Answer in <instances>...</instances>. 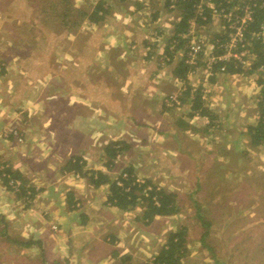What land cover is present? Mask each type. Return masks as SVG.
Segmentation results:
<instances>
[{"label": "crops", "instance_id": "1", "mask_svg": "<svg viewBox=\"0 0 264 264\" xmlns=\"http://www.w3.org/2000/svg\"><path fill=\"white\" fill-rule=\"evenodd\" d=\"M96 1L92 0L89 4ZM107 1L113 4L112 0ZM128 1L132 7H127L126 11L116 9L113 12L110 9V15L101 25L109 27L107 41H90L89 44L95 46L94 51H81L78 55L64 46L59 38L62 34H48V40L17 42L11 39L13 30H8L10 36L7 39L6 30L0 25V63H5L1 75L9 79L6 85L3 84L6 79L0 81V169L3 165L10 167L25 180L16 178L21 182L18 191L9 183L0 184V205H5L8 210L1 211L0 206V220L17 226L21 231L17 240L32 241V246L24 247L37 249V253L30 251L31 257L41 256L46 264L48 256L51 259L49 264H141L147 253L142 254L144 249L133 245L134 240L131 249H126L128 245L122 241L127 243V236L119 226V220H123L121 217H133L132 221L127 219L128 222L140 225V231L147 234V239L152 236L148 230L163 227V223L167 224L170 220L163 232L174 230L176 228L172 223L183 218L181 213L157 216L147 225L141 219L142 208L122 211L108 207L109 186L94 187L87 178L68 170L66 165L73 157L82 156L87 162L85 167L102 170L112 176L111 171L107 172L103 167L105 154L92 161L95 158L90 157V153L98 148L104 152V147L112 140H124L121 134H113V131L129 132L127 121L134 123L131 135L136 138L147 132L142 127L155 126V130L152 128L146 133L149 135L151 132L152 140L160 138L159 143L152 147L154 155L151 158H154L153 163L166 160L169 164L165 169V165L160 164L158 171L157 165H153L155 173L143 178L178 193L185 187L174 185L172 176L185 178L193 169H198L196 175H202V163L205 161H227L222 150L229 149L230 139L215 137L221 140V149L217 148L219 144L216 145V141L211 142L208 138L211 133L209 128L218 124L215 121L217 111L213 113V108L245 107L244 95L249 97L250 88L244 84V75L219 73L212 80L199 67L194 74L188 73L186 84L192 88L191 95L200 87L201 93L203 88L204 91L210 90L203 102L212 108V120L192 116V103L189 101L183 104L182 109H175L174 115L169 113L172 108L162 113V107L166 109L163 96L176 92L182 96L185 91L182 89L186 88L185 83L177 80L173 73L180 53H172L169 57L165 54V45L180 15L176 13L173 21L164 19L166 21L160 24L148 21L149 24L143 22L145 24L141 25L136 18L142 15L146 5L154 8L156 0ZM135 3H141L142 7L135 10ZM159 14L157 10L156 17ZM96 26L91 24L88 31L90 39ZM153 27L155 30L149 31ZM51 37L54 39L49 42ZM21 47L25 49L19 51ZM212 94H221L215 104L211 102ZM155 107L159 108L155 110ZM153 112L157 115L151 116ZM129 113H133V118H127ZM242 130L246 131V128ZM11 133L13 138L4 137ZM20 137L23 144L15 141ZM95 137L102 138L94 142ZM185 160L192 161L193 168L187 166ZM170 167L171 180L164 186V172ZM203 175L208 180L206 172ZM1 178L2 175L0 182ZM10 191L18 195L17 200L13 199ZM6 193L10 197L8 202L2 200L6 199ZM109 228H113L115 234L108 232ZM165 239L166 235L162 234L160 248ZM108 247L110 252H107ZM125 254L130 255V259L122 260L121 256ZM192 254L189 249L182 264Z\"/></svg>", "mask_w": 264, "mask_h": 264}, {"label": "rangeland", "instance_id": "2", "mask_svg": "<svg viewBox=\"0 0 264 264\" xmlns=\"http://www.w3.org/2000/svg\"><path fill=\"white\" fill-rule=\"evenodd\" d=\"M59 1L60 0H0V25L6 30V38L8 39L10 36L8 30L11 29L13 30L12 32H14L12 35L15 34V38L18 37L19 42L22 40H25L26 43L33 41V32L29 35L24 33L23 29V22L27 23L32 18V6L43 5L47 2L56 4L59 3ZM91 1L92 0H74L76 6L87 5ZM165 1L166 0H156L154 8L151 5H146L147 7L143 10L142 15L136 18L138 23L142 25L143 22L148 23V21H156L157 23L166 20L173 21L176 17V13H179V11L174 5L166 7ZM112 2L111 9L113 12L116 9L126 11L127 7H132V5L129 4L130 1L120 3L118 0H112ZM155 8L160 12L158 17H156L157 10H155ZM221 23H223V19L215 18L209 27L201 29L202 34L210 41L215 33H219L218 31L220 29L224 31V25H220ZM103 24L104 23L96 26L94 30L95 33L94 35L92 34L91 39L88 32L89 29H91V24L88 22L84 23L82 28L79 29L80 32L78 36H68L67 32H63V36L59 38L64 42V46L72 49V51L77 53L76 55L81 51L87 52L88 50L89 52H93L95 46H93L94 44H89L90 41L100 43L108 39L109 27L101 26ZM114 24L119 25L115 22ZM26 29L29 28L26 27ZM154 30L155 28L153 27L152 30L150 29L149 31L153 32ZM49 31V28L48 31L44 28L41 32L49 34ZM2 34H4V32ZM41 34L38 33L36 41L49 39L48 37L41 36ZM69 37H73V39L70 40ZM53 39L54 38L51 37L49 42ZM84 45H89L90 47L88 46L86 48ZM24 49L25 47H21L19 51ZM165 54L167 55L166 52ZM251 63L250 59H246L244 64L246 69L250 67ZM2 65H5V63H0V70L2 69ZM194 73L193 71L192 74ZM244 76V84L250 88V93H248L249 97L247 94L244 95V98H246L244 102L245 107H214L213 113L217 111V119L215 121L218 124L211 127V129L209 128V132L211 131V133L209 137L207 136L211 138V142L216 141L215 144H219L217 148H221V145L223 146L221 140L225 138L230 139L229 149L222 150V153H225L227 156V161L217 163L205 161L206 163H202L204 167L202 175H196L198 169H193L189 173V176L185 178L180 175H170V173H172L171 167L167 169V172H164L166 177V181H163L164 186L168 185L167 181L171 180L170 177L172 176L174 178V185L185 187V190L178 192L180 194L179 198L181 200V214L183 218L177 220L174 224L172 223L175 228L181 225L187 226V243L190 252L193 254L189 258H186L184 264H264V147L255 149L249 147L245 130H242L246 128L249 121L255 123L258 119L257 106L253 103L256 101V95L260 93L261 86L257 82V77L259 76L258 72H253ZM4 79H6L5 82L3 81ZM0 81H3V84L6 85L9 79L6 78L5 75H0ZM182 90H186V88L184 87ZM168 94L163 96L164 106ZM211 96V102L215 104L219 100V97H221V94H212ZM157 108L159 107H155L154 109L157 110ZM175 109L179 108H172L169 110V113L173 115L176 114L177 110ZM162 113H167V109L162 107ZM132 114L133 113L127 114V118H133ZM154 115H157V113L153 112L151 116ZM132 124L134 123L127 121L129 132L123 131L124 133H121V130L113 131V134H121V138L129 140V146L122 154H119V157L115 159V165L111 168L113 169V171H111L113 177L117 176L126 167L131 166L136 175L142 178L146 177L145 175L155 173L153 165L154 167L157 165L156 170L158 171L160 170V164L165 165L163 167L164 169L169 164L166 160L162 162L156 160V162L153 163L154 158H151L152 155H154V148L152 147L159 143H157V141L160 138L152 140L150 135L151 132L149 135L146 133L152 128L155 130V126L149 125L147 127H142V129L147 132H144L143 135H139V138H136V136L131 135ZM124 125L123 123L122 126ZM225 125H228L229 128ZM5 131L7 132L8 129ZM215 137H219L221 140ZM100 138L95 137L94 142H99L101 140ZM15 141L23 144L18 139H15ZM209 143L210 142L207 144ZM103 154H105V152L98 148L90 153V157L95 158L92 161H97V157ZM185 164L193 168L192 161L185 160ZM103 165H105V162ZM103 167L105 168V166ZM205 172L208 180H205L206 178L203 175ZM215 173H218V175H214ZM193 175L196 176L193 178ZM213 175L215 176L214 179ZM145 179L147 180V178ZM201 181V185H197L198 182ZM4 182L5 179L3 178L0 184H4ZM201 186H203L202 190ZM2 187L5 186L2 185ZM187 190H195V192H189ZM10 193H12L13 199L17 200L18 195L12 191H10ZM6 194V196H8V193ZM6 196V199L2 200H7V202L10 201V197L8 196L7 198ZM100 203H102V201ZM0 206H2L1 211H8L5 205L1 204ZM107 206L110 207L111 205L109 204ZM135 213L136 215L138 214V212ZM23 216L24 215L21 217ZM114 216L116 215L114 214ZM121 218L123 220H119V226L121 225L120 227L127 236L125 237L127 243H125L124 240L122 241L124 245H128L126 249L129 251V248L132 246L131 242L134 240L132 244H136L139 248H143L145 251L140 248L142 254L147 253L145 255V260H143L141 264L152 263L153 255H155L160 248L162 234L163 236H167L168 233L172 231L163 232L171 220L167 224L163 223V227L159 226L152 231L148 230L152 236L147 239V234L140 231V225L134 226L132 222H128L127 219L132 221L133 217L129 218L123 215ZM21 220L22 219H20V221ZM204 221L210 223L209 233L206 237L208 242L207 245L202 242V234L207 230L203 224ZM109 231L115 234L113 228H109L108 232ZM20 233L21 231L17 229V226L13 227L8 222L0 220V264H46L42 261L41 256L31 257L30 251H35L37 249H27L16 242L17 236ZM110 251L111 248L108 247L107 252ZM35 252L37 253V251ZM50 253L52 254V252ZM213 255H216V257H213ZM46 258L49 264L51 259L49 256Z\"/></svg>", "mask_w": 264, "mask_h": 264}, {"label": "trees", "instance_id": "3", "mask_svg": "<svg viewBox=\"0 0 264 264\" xmlns=\"http://www.w3.org/2000/svg\"><path fill=\"white\" fill-rule=\"evenodd\" d=\"M34 1V0H33ZM120 3H124L127 0H118ZM201 0H166V7H171L174 5L179 11L180 19L175 23L174 30L170 36L167 44L165 45L166 57L172 56V53H180V59L174 69V75L177 80L185 83L186 90L183 95L177 94V98L180 104L173 103V105L167 106L166 109L180 108L184 103L188 101L191 102V112L192 116H203L210 118L212 120L213 113L208 105L203 102L204 88L201 93V87L197 88L191 95V86L187 85L188 73L196 70V67H200L203 64V56L201 54L202 60L200 61V54L198 55V60L196 65H191L186 62L188 55V46L190 44V35L188 33L191 20L194 19L197 25V33H200L202 28L209 27L210 24L215 20L213 18V13L211 7L205 3L204 12L202 16L197 13V4ZM245 3L243 5H251L256 1V5L252 6V20H248L244 24L243 29V39L237 44L236 48L232 49V52L239 54L245 51V56L241 59L232 56L228 60L219 61L214 65V73L211 76L213 80L214 75L221 73L220 67L225 66V74L235 75V74H251L253 72H258L257 82L261 86L260 93L256 95V106L258 111V119L255 123L248 124L246 127L245 135L248 140L249 147L261 148L264 147V35H262V25H264V0H243ZM53 2V1H52ZM107 0H97L95 4H87L82 6H76L74 0H60L59 3H44L39 6H32V18L28 23L23 22V24L28 27H23L24 33L29 35L33 32V42H36L38 33L46 28H49V34L60 35L63 32H67V35L78 36L80 30L84 23L88 22L94 25H100L103 23L107 17L110 15L111 4L107 3ZM240 0H232L227 2L226 0L216 1V7L224 8L230 10L231 8L242 4ZM238 4V5H237ZM242 5V7H243ZM141 3H135V10L141 8ZM240 7V9L242 8ZM221 19V18H219ZM226 23H221L220 25H225ZM28 25V26H27ZM32 25V26H31ZM30 26V27H29ZM224 30V29H223ZM231 31L226 29L225 31H219L215 33L210 39L209 43L214 46V52L217 54L225 53V49L221 48L219 44L225 43L229 39V33ZM196 33V34H197ZM202 33V32H201ZM11 39L19 42V38H15V34L11 35ZM41 36L49 38L48 34L42 33ZM45 40V39H44ZM33 45V44H32ZM246 59L251 60V65L248 69L242 61ZM4 65L0 70V75L4 73ZM260 72V73H259ZM172 94V93H171ZM168 94V97L171 95ZM203 94V95H202ZM9 136H14L13 133ZM8 136V137H9ZM21 138V137H20ZM125 140V141H124ZM124 140H112L104 147V152L106 154L105 168L108 171H113L111 169L115 165V159L122 154L123 151L129 146V142ZM86 161L82 156L73 157L66 168L72 170L79 174L81 177L88 179L89 183L94 187H100L103 184L109 186V196L107 202L112 206L116 207L122 211H131L136 208H142L141 219L147 225L151 224L157 216L166 217L173 216L182 213L181 200L179 194L175 191H168L160 187L157 183L147 180L144 183L137 181L136 173L134 169L126 167L122 170L127 173L126 177L122 175H117L114 179L108 173L102 170L90 169L85 167ZM85 168V169H84ZM0 174L5 179L6 183H9L11 179H18L22 176L19 172L12 171L10 167H5L0 169ZM6 174V175H5ZM9 175V176H8ZM25 182L24 179H22ZM117 181H121L119 184ZM70 200V198H69ZM203 224L206 227V231L202 234V242L207 245L208 242L206 237L209 233L210 223L204 221ZM187 226L181 225L176 229L170 231L165 239V244L153 255V264H182L185 256L189 253L188 243H187ZM19 244L23 246H32L34 244L32 241L20 242L16 240ZM207 248V247H206ZM116 253V250L114 251ZM216 257V255H213ZM122 260L130 259V255L125 254L121 256Z\"/></svg>", "mask_w": 264, "mask_h": 264}, {"label": "built area", "instance_id": "4", "mask_svg": "<svg viewBox=\"0 0 264 264\" xmlns=\"http://www.w3.org/2000/svg\"><path fill=\"white\" fill-rule=\"evenodd\" d=\"M216 1H220V0H201L199 4H197V13L199 15L202 16V13L204 12V4L207 3L209 7H211L212 9V13H213V18H221L223 19L224 23H226L223 28L224 31L226 32V29H229L231 32L229 33V39L227 42L225 43H221L219 44V46L221 48L225 49V53L223 54H217L214 52V46L209 43V41L207 40V37H205L201 32L197 33V25L195 24L194 19L191 20L190 23V27L188 30V33L186 34L187 36L190 35V44L188 46V55H187V59L186 62L191 64V65H196L197 64V60H198V55L200 54V58L199 60L201 61V54L203 56V64L202 67L203 68V72L205 74L206 77H210L213 75L214 73V65L216 63H218L219 61H224V60H228L230 57L235 56L239 59H241L243 56H245V51H242L239 54H235L232 52L233 48L237 47V44H239L242 39H243V27L244 24L248 21V20H252V13H253V9L252 6L256 5V1L253 2V4L251 5H243L245 2L243 0H240L241 2H243L242 4L238 5V7H233L230 10H226L224 8H218L216 7ZM227 2H231L232 0H226ZM251 1V0H248ZM243 5V7H242ZM240 7H242L240 9ZM204 19H206L205 16H202ZM197 33V34H196ZM262 35H264V25H262ZM243 63H245V61H242ZM197 68V67H196ZM220 72L223 73L225 72V66H221L220 67ZM193 73V70L190 72V74ZM205 90V89H204ZM210 92L209 91H204V97H206V93L208 94ZM177 94L176 93H172L166 100V105H173V103H177L180 104L179 99L177 98ZM11 130V129H10ZM6 132V131H5ZM12 132V131H10ZM6 137L9 136V134L5 135ZM19 140H22L21 138H19ZM119 175H122L123 177L127 176L126 172L122 171L119 173ZM137 181L140 183H144L145 180L142 179L141 177L137 176ZM114 179L117 178V176L113 177ZM119 184H121V181H117ZM9 185L12 186V188L15 191H18L21 185V182L17 179H11L9 181ZM146 264H153L151 262L146 263Z\"/></svg>", "mask_w": 264, "mask_h": 264}, {"label": "clouds", "instance_id": "5", "mask_svg": "<svg viewBox=\"0 0 264 264\" xmlns=\"http://www.w3.org/2000/svg\"><path fill=\"white\" fill-rule=\"evenodd\" d=\"M201 32V31H200ZM208 40V39H207ZM209 41V40H208Z\"/></svg>", "mask_w": 264, "mask_h": 264}]
</instances>
